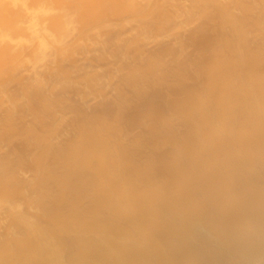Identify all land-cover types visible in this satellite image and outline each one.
I'll use <instances>...</instances> for the list:
<instances>
[{
  "label": "rangeland",
  "instance_id": "1",
  "mask_svg": "<svg viewBox=\"0 0 264 264\" xmlns=\"http://www.w3.org/2000/svg\"><path fill=\"white\" fill-rule=\"evenodd\" d=\"M263 21L264 0H0V163L6 162L10 168L2 166L5 163L0 165V242L7 239L17 245L14 243L22 237L19 231L25 230L30 220L39 223L37 226L49 222L39 207L37 185L46 176L50 183L56 182L60 171L54 165L57 162L59 166L60 148L65 145L69 151L80 149L76 153L84 155L77 156L82 161L84 156L85 162L97 155L89 137H82L87 134L83 131L102 132L100 142L104 143V139L117 134L119 139H125L126 127L132 120L141 130L134 132L137 134L133 138L150 133L158 122L185 120L191 137L205 131L210 138H216L219 129L199 117L210 107L208 92L216 93L222 88L220 81L227 75L223 71L231 68L227 64L241 66L264 82ZM230 31L241 37L233 35V40ZM241 38H248L242 41L244 47L241 45L243 50L249 49L245 50V58L233 53ZM248 53H254L253 58ZM179 73L184 77H178ZM196 75L203 82L193 88L198 81ZM108 106L113 107H109L111 111ZM186 138L184 142L188 143L191 138L188 142ZM86 141L87 146L92 145L87 147ZM112 146L116 147L114 141ZM169 146L160 144L158 148L165 153L173 148ZM45 154L48 159L43 157ZM155 161L156 166L150 165L156 172L160 158ZM169 164L171 172L175 165L172 161ZM164 167L160 170L164 171ZM89 170L92 172L91 166ZM162 171L156 182L166 189L175 180L172 174Z\"/></svg>",
  "mask_w": 264,
  "mask_h": 264
},
{
  "label": "bare ground",
  "instance_id": "2",
  "mask_svg": "<svg viewBox=\"0 0 264 264\" xmlns=\"http://www.w3.org/2000/svg\"><path fill=\"white\" fill-rule=\"evenodd\" d=\"M223 20L226 21L225 18ZM233 32L231 37H238ZM261 36L262 38H259L263 39L264 35ZM247 39L241 38L240 46L234 45L235 56L245 58V50L249 49L243 50L242 46L244 47L243 42ZM237 53L240 55H236ZM227 65L225 67L228 69L225 68L223 73L228 76L224 75L222 82L220 81L222 88H216V93L208 92L210 107L199 116L213 126L210 127L219 129L216 138H210L205 131L191 137L193 134H188L189 123L186 125L185 120L158 122L150 133H141L133 138L132 136L137 134L134 132L141 130L136 121L132 120L127 124L129 128L126 127L125 139H119L117 133L113 136L112 132H107L106 135L113 137L108 136L110 139H104L105 142L102 143V132L83 131L87 134L82 137H89L97 153L87 162L84 156L81 158L84 161L80 160L79 157L84 154L76 153L80 150L77 147L76 152L75 149L67 150L65 144L61 150L58 148L61 162L59 166L57 162L54 165L55 169L60 171L58 179H53L56 182L52 181V184L47 181L46 176L47 179L37 185L36 191V194H39L41 212L50 218L49 222L37 226L39 223L35 224L30 220L25 230L18 228L22 237L19 236L20 242L14 243L17 245L11 244L7 239L4 243L0 242V264H264V82H260L259 77L249 74V71L246 72L241 66L233 68ZM178 77L184 75L179 73ZM195 77H198L196 79L200 83L197 81L193 88L199 87L203 82L199 80V76ZM109 107L106 108L110 110ZM208 126L205 129L209 128ZM186 133L191 138L189 142ZM184 138L188 143L184 142ZM113 141L116 144L114 148ZM160 144L162 147L171 145V150L170 146L166 149L175 155H171L169 151L161 153L160 147L158 148ZM56 146L62 147L61 144ZM43 157L45 158L46 154ZM157 157L160 158L161 164L155 172L156 165L153 161L157 160ZM44 160L42 164L46 162ZM171 161L176 167L172 166L170 172L167 167H171ZM152 163L153 167L150 165ZM7 164L0 163L4 167ZM89 166L92 172L87 171ZM6 168L8 170L9 167ZM52 169L54 167L49 172ZM159 171H162V174L169 172L175 180L166 189L157 185Z\"/></svg>",
  "mask_w": 264,
  "mask_h": 264
}]
</instances>
